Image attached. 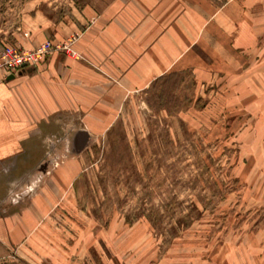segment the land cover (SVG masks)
Listing matches in <instances>:
<instances>
[{"label":"rangeland","instance_id":"374dc122","mask_svg":"<svg viewBox=\"0 0 264 264\" xmlns=\"http://www.w3.org/2000/svg\"><path fill=\"white\" fill-rule=\"evenodd\" d=\"M90 1L0 0V53L26 48L22 35L50 21L84 27ZM260 3L262 35L212 64L209 79L184 75L173 114L155 111L150 86L110 118L83 110L51 122L31 181L0 202L1 215L9 205L48 209L33 216L36 264H264Z\"/></svg>","mask_w":264,"mask_h":264},{"label":"crops","instance_id":"0c3cea01","mask_svg":"<svg viewBox=\"0 0 264 264\" xmlns=\"http://www.w3.org/2000/svg\"><path fill=\"white\" fill-rule=\"evenodd\" d=\"M261 6L260 0H91L82 11L88 19L84 27L50 21L41 35H22L26 48L45 41L60 48L37 67L0 79V202L31 181L43 156L38 139L51 122L83 110L110 118L132 90L148 89L171 72L191 70L209 79L212 64L222 63L227 53L239 54L244 43L251 47L262 35ZM73 37L74 54L61 48ZM39 198L50 199L46 193ZM8 210L0 214V259L34 257V264L41 263L33 216L48 209L35 207L31 213L28 206L9 205Z\"/></svg>","mask_w":264,"mask_h":264},{"label":"built area","instance_id":"2783aa9c","mask_svg":"<svg viewBox=\"0 0 264 264\" xmlns=\"http://www.w3.org/2000/svg\"><path fill=\"white\" fill-rule=\"evenodd\" d=\"M75 39L73 37L68 43H64L61 48L71 50L74 54L75 52L72 50L71 45ZM58 48H60L59 45L46 41L32 48H9L2 51L0 53V79L7 78L10 74L18 72L25 66L37 67L50 52ZM11 196L15 203L20 199L18 193H14Z\"/></svg>","mask_w":264,"mask_h":264},{"label":"trees","instance_id":"16d2710c","mask_svg":"<svg viewBox=\"0 0 264 264\" xmlns=\"http://www.w3.org/2000/svg\"><path fill=\"white\" fill-rule=\"evenodd\" d=\"M191 70L175 71L157 78L151 85L155 91L151 106L157 112L166 110L168 114L181 109L179 100L175 94L178 90L184 75H192Z\"/></svg>","mask_w":264,"mask_h":264},{"label":"water","instance_id":"95a60500","mask_svg":"<svg viewBox=\"0 0 264 264\" xmlns=\"http://www.w3.org/2000/svg\"><path fill=\"white\" fill-rule=\"evenodd\" d=\"M13 77V75L12 76H10L9 78H12Z\"/></svg>","mask_w":264,"mask_h":264}]
</instances>
